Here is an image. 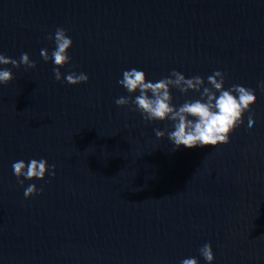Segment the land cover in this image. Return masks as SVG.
<instances>
[{
	"label": "water",
	"instance_id": "1",
	"mask_svg": "<svg viewBox=\"0 0 264 264\" xmlns=\"http://www.w3.org/2000/svg\"><path fill=\"white\" fill-rule=\"evenodd\" d=\"M58 27L74 40L61 70L87 82L56 80L41 56ZM0 52L37 61L0 84V264H264V0H0ZM131 67L223 70L252 86L255 122L174 151L155 135L169 122L115 103ZM41 157L56 176L20 185L13 162ZM30 183L43 192L26 198Z\"/></svg>",
	"mask_w": 264,
	"mask_h": 264
},
{
	"label": "clouds",
	"instance_id": "2",
	"mask_svg": "<svg viewBox=\"0 0 264 264\" xmlns=\"http://www.w3.org/2000/svg\"><path fill=\"white\" fill-rule=\"evenodd\" d=\"M48 39L54 40L55 47L51 51L48 48L41 49V56L55 65V79L71 84L87 82L90 77L86 72L73 70L65 74L61 70L72 61L69 50L74 40L68 35V30L58 27L54 35L49 34ZM6 65L35 68L37 61L28 52L22 53L19 59L0 52V84H8L15 79V73L11 68L4 67ZM227 80L226 73L219 69L214 70L207 78L198 74L188 76L180 70L172 69L167 76L151 79L145 70L131 67L123 70L122 77L117 81L128 95L120 96L115 103L119 106H133L132 110L138 111L145 121L169 122L167 128L155 129V135L158 138L167 136L174 151L181 146H218L229 142L230 135L238 124L246 122V126L250 128L255 122L253 109L250 107V102L255 98L252 86L243 82L228 86ZM258 86L264 90V80L259 81ZM173 89L179 90L187 98L182 103H176ZM242 114L244 121L241 120ZM55 169L56 165L50 164L45 157L19 159L12 164L13 174L22 186L25 180L45 179L49 175L55 177ZM41 192L43 188L36 183H30L24 188L26 198ZM199 252L206 262L212 261V246L209 242L205 241ZM180 264H200V261L197 257H188Z\"/></svg>",
	"mask_w": 264,
	"mask_h": 264
}]
</instances>
